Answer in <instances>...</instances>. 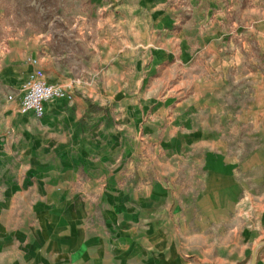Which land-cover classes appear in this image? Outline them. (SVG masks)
<instances>
[{
  "label": "rangeland",
  "instance_id": "374dc122",
  "mask_svg": "<svg viewBox=\"0 0 264 264\" xmlns=\"http://www.w3.org/2000/svg\"><path fill=\"white\" fill-rule=\"evenodd\" d=\"M153 2L161 7L157 28L149 10ZM36 10L48 16L44 23L34 15ZM21 38L25 44L16 45ZM116 59L139 60L140 76H132L136 67L130 63L113 67ZM177 59L186 67L169 69ZM99 60L109 63L99 67ZM152 60L155 66H148ZM166 68L172 77L164 79ZM27 71L71 94L70 101L51 100L55 107L73 106V95L87 100L92 82L96 93L128 104L135 91L154 90L157 96L182 91L185 97L201 92L200 104L188 117L194 130L186 132L187 142L197 133L225 148L234 185L213 196L219 197L214 210L208 206L203 212L212 221L197 226L196 204L206 206L212 199L200 194L203 172L185 152L186 162L174 164L181 170L169 184L170 194L161 197L159 215L177 220L171 228L173 254L184 256L186 251L187 257L157 262L249 264L254 248L264 242V0H0V137L5 136L9 113L18 111ZM118 102L108 98L103 105L112 117L122 107ZM26 122L47 121L26 117ZM80 122L87 123V114ZM121 133L131 136L128 130ZM150 133L161 142L165 131L157 124ZM57 157L50 142H0V264H87L85 244L77 249L81 238L41 228L32 209L33 174L39 170L35 160L54 162ZM183 217L186 227L179 226ZM126 245L114 259L107 252L103 262L135 264ZM263 252L264 244L257 248L254 264Z\"/></svg>",
  "mask_w": 264,
  "mask_h": 264
},
{
  "label": "crops",
  "instance_id": "0c3cea01",
  "mask_svg": "<svg viewBox=\"0 0 264 264\" xmlns=\"http://www.w3.org/2000/svg\"><path fill=\"white\" fill-rule=\"evenodd\" d=\"M159 4L149 3L155 28L158 27ZM17 40L16 45L25 44L22 38ZM23 48L17 50L22 52ZM107 63L99 60V67H105ZM122 63L135 66L131 74L140 76L139 60L116 59L112 66ZM146 63L155 66L156 62ZM174 63L169 69L186 67L182 59ZM167 77H172L168 68L163 70V78ZM91 87L87 100L73 95V106L55 107L49 101L44 104L45 113L41 118L15 110L5 121V136L0 137V142H50L58 153L54 162L35 160L39 170L33 174L36 191L32 209L38 225L53 234L81 238V247L77 249H82L85 244L87 264H105L103 260L109 251L112 253L108 257L116 258L117 252L123 250V243H127L125 248H131L130 256L135 264H160L159 259L187 257L186 251L184 256L173 254L171 228L177 220L174 222L171 215H159L161 197L164 199L170 194L169 184L181 170L174 164L183 165L185 152H190V162L203 172L200 194L211 196L212 202L206 206L203 202L196 204L194 221L201 228L204 223L207 225L212 221L203 217L205 207L211 206L214 210L219 197L215 199L213 196L223 195L235 181L225 148L205 141L197 133H192L190 142H187L189 136L186 132L194 130L188 117L200 104L203 94L185 97L182 91L170 90L157 96L154 90L135 91L129 94L133 102L128 104L118 102L121 99L118 96L113 98V95L96 93L93 82ZM173 95H177L174 107ZM108 98L122 104L117 108L116 117L103 107ZM190 99L197 103H189ZM84 114H87L86 124L80 122ZM174 115L179 121L173 120ZM26 117L47 122L28 125ZM12 119L19 121L13 122ZM157 124L165 131L161 142H156L154 134L150 133ZM126 130L135 133L125 136L121 131ZM44 132L47 133L46 139ZM61 132H67V135ZM171 207L172 204L168 203L167 210L170 211ZM179 221L180 227L188 226L186 217ZM256 264H264V252Z\"/></svg>",
  "mask_w": 264,
  "mask_h": 264
},
{
  "label": "built area",
  "instance_id": "2783aa9c",
  "mask_svg": "<svg viewBox=\"0 0 264 264\" xmlns=\"http://www.w3.org/2000/svg\"><path fill=\"white\" fill-rule=\"evenodd\" d=\"M35 65L36 58L30 59ZM20 94L18 95V112L21 114H32L34 118H41L45 113V102L53 99L71 100L69 92L63 90L60 86L47 82L41 78L36 71H29L22 80ZM12 95L8 99H13Z\"/></svg>",
  "mask_w": 264,
  "mask_h": 264
},
{
  "label": "water",
  "instance_id": "95a60500",
  "mask_svg": "<svg viewBox=\"0 0 264 264\" xmlns=\"http://www.w3.org/2000/svg\"><path fill=\"white\" fill-rule=\"evenodd\" d=\"M262 244H264V242L259 243V244L254 248V250H253V252H252V255H251V260H250L249 264H254L255 257H256V250H257V248H258L260 245H262Z\"/></svg>",
  "mask_w": 264,
  "mask_h": 264
},
{
  "label": "trees",
  "instance_id": "16d2710c",
  "mask_svg": "<svg viewBox=\"0 0 264 264\" xmlns=\"http://www.w3.org/2000/svg\"><path fill=\"white\" fill-rule=\"evenodd\" d=\"M34 15L36 16L37 15V17H38V19L41 21V22H45L46 21V19H47V15L46 16H40L39 15V12H37V10H36V12H34Z\"/></svg>",
  "mask_w": 264,
  "mask_h": 264
}]
</instances>
